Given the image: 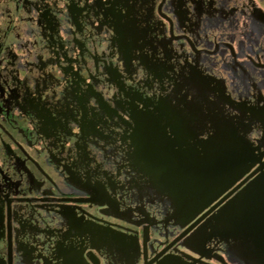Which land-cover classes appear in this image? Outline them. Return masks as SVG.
<instances>
[{
	"label": "flooded vegetation",
	"instance_id": "flooded-vegetation-1",
	"mask_svg": "<svg viewBox=\"0 0 264 264\" xmlns=\"http://www.w3.org/2000/svg\"><path fill=\"white\" fill-rule=\"evenodd\" d=\"M261 178L264 0H0V264H264Z\"/></svg>",
	"mask_w": 264,
	"mask_h": 264
},
{
	"label": "water",
	"instance_id": "water-1",
	"mask_svg": "<svg viewBox=\"0 0 264 264\" xmlns=\"http://www.w3.org/2000/svg\"><path fill=\"white\" fill-rule=\"evenodd\" d=\"M218 156L226 157L225 154ZM234 157H237V155L234 154ZM222 160V162L217 160L215 163L213 161V188L221 181V174L225 173L227 170L230 171L232 170V167L239 165L234 160L231 162H226L224 159ZM205 179L206 178H203V181ZM206 181H208V179ZM259 183V186L251 188L254 193L248 194V198L249 196H253L252 200H254L255 205L253 208L245 209V198L247 195L241 194L235 203L237 208L221 210L216 216V224L213 225V233L221 235L224 239H227L229 236L240 240L243 239L242 243L244 242L247 246L251 241H254L257 248L253 250L252 253L256 255H261L262 252L264 253V178H261ZM255 184L258 183L255 182ZM251 189L250 191H252ZM257 206L258 209H256ZM259 206L261 207L259 208ZM251 215H257L258 220L253 221L252 218L249 220L248 216L251 217ZM248 234L250 235L251 240L247 237L249 236Z\"/></svg>",
	"mask_w": 264,
	"mask_h": 264
}]
</instances>
